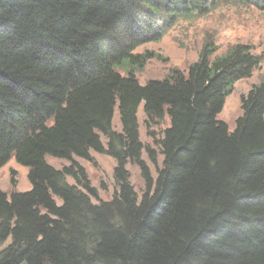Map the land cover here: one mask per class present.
<instances>
[{
	"label": "trees",
	"instance_id": "1",
	"mask_svg": "<svg viewBox=\"0 0 264 264\" xmlns=\"http://www.w3.org/2000/svg\"><path fill=\"white\" fill-rule=\"evenodd\" d=\"M221 1L264 11V0H0V167L13 157L30 184L0 190V264H264V78L232 129L217 118L261 55L241 42L213 55L207 38L185 71L134 74L159 57L139 45ZM139 106L147 128L168 119L156 151L139 138ZM92 150L115 160L109 200L91 201L73 160ZM143 150L162 156L155 176Z\"/></svg>",
	"mask_w": 264,
	"mask_h": 264
},
{
	"label": "rangeland",
	"instance_id": "2",
	"mask_svg": "<svg viewBox=\"0 0 264 264\" xmlns=\"http://www.w3.org/2000/svg\"><path fill=\"white\" fill-rule=\"evenodd\" d=\"M212 39L215 45L213 55L223 53L234 43H247L252 47L254 53L261 55L260 64L252 71L250 76L237 80L231 92L225 97L221 111L217 118L224 121L229 129L235 125V121L241 114L240 99L249 88L264 78V11L253 6L221 1L212 10L202 16L180 17L176 23L169 28L158 41H150L139 45L134 53H147L148 55H159L150 57L144 67L134 72L139 83L143 84L149 79L164 77L172 69L185 71L188 65L197 60L205 39ZM120 74H125L122 67L117 68ZM115 108L112 118V127L120 130V121ZM139 138L144 145L156 151V140L161 136V131L168 125L165 117L157 124L147 128L143 124L144 113L139 106L137 111ZM105 143V138L101 136ZM91 159L86 160L73 156V160L82 165L88 175L91 185L97 190V195L91 197L92 202L98 200H109L112 198L117 186L113 177L115 160L107 155L90 151ZM148 164L151 174L156 175V166H160L162 156H156V165L153 164L145 150L141 156ZM49 164L60 168L69 164V160L46 156ZM129 181L134 190L140 195L144 190V181L138 167L128 163ZM67 182L73 184L71 177ZM30 184L27 179V168L18 164L11 157L0 167V190L9 194L11 191L28 190ZM60 204V199L55 198Z\"/></svg>",
	"mask_w": 264,
	"mask_h": 264
}]
</instances>
